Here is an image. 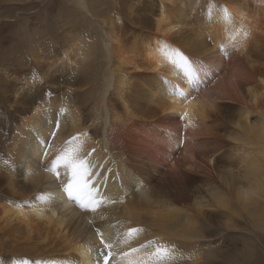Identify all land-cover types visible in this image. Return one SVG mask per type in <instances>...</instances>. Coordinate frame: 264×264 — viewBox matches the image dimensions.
Instances as JSON below:
<instances>
[{
  "label": "bare ground",
  "instance_id": "obj_1",
  "mask_svg": "<svg viewBox=\"0 0 264 264\" xmlns=\"http://www.w3.org/2000/svg\"><path fill=\"white\" fill-rule=\"evenodd\" d=\"M127 19L63 37L39 81L0 68V264H104L97 231L109 264H198L179 251L209 219L264 204V0H136ZM68 149L95 211L52 175Z\"/></svg>",
  "mask_w": 264,
  "mask_h": 264
},
{
  "label": "rangeland",
  "instance_id": "obj_2",
  "mask_svg": "<svg viewBox=\"0 0 264 264\" xmlns=\"http://www.w3.org/2000/svg\"><path fill=\"white\" fill-rule=\"evenodd\" d=\"M76 2L0 0V68L6 72L11 69L22 71L25 78L39 81L46 56L61 49L63 37L82 35L85 41L91 38L100 40L108 30L106 22H103L105 19L113 25L121 24L128 34H134L139 28L137 20L127 19L129 7L136 0H83L85 9ZM141 15L143 17L145 13ZM64 84H68L67 79ZM51 88L50 85H42V91L50 96ZM61 96L67 97L64 93ZM52 175L60 185V177ZM258 205L259 210L248 212L249 215L238 210L233 218L226 220V216L228 228L220 227L222 220L218 217L209 219L205 233L210 238L192 240L188 250L177 251L180 250V255L189 253V256L192 254L190 251L197 253L189 259L193 263L198 259V264H264L263 201ZM209 239L215 243L206 244Z\"/></svg>",
  "mask_w": 264,
  "mask_h": 264
},
{
  "label": "snow or ice",
  "instance_id": "obj_3",
  "mask_svg": "<svg viewBox=\"0 0 264 264\" xmlns=\"http://www.w3.org/2000/svg\"><path fill=\"white\" fill-rule=\"evenodd\" d=\"M181 60H183V57H180ZM188 115L187 110H185L184 116L186 117ZM53 136L56 135L55 132L52 133ZM73 139H76V137H73ZM45 155H48L47 151L44 153ZM58 165H62L64 168L68 170V173L70 175L69 181L64 186V192L67 194L69 198H76L77 200L84 201L85 200V190L87 189V183L85 181V176L88 171V167L86 162L83 159H80L76 154V149H68L64 151L61 154H58L55 156L54 162H53V173L59 177V173L56 171V168ZM99 203V201L91 199V194H88V198L86 202L81 203L82 208H90V210L95 211L96 205ZM140 231L137 228H129L127 232L125 233V240L124 242L127 243L128 239L132 237L134 233H137ZM97 235L100 237V244L103 246L104 249L108 250L106 253L103 254V261L104 264H109V260L112 256L111 248L112 244L107 242L103 234L97 231ZM132 251H137V249L133 248ZM123 255H127L128 253H122ZM168 254L167 249L163 247H157L155 252L152 254L153 256L157 257L160 260H163L166 258Z\"/></svg>",
  "mask_w": 264,
  "mask_h": 264
}]
</instances>
